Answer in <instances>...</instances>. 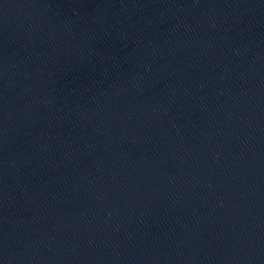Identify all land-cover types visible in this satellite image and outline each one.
<instances>
[{"label":"water","instance_id":"1","mask_svg":"<svg viewBox=\"0 0 264 264\" xmlns=\"http://www.w3.org/2000/svg\"><path fill=\"white\" fill-rule=\"evenodd\" d=\"M0 264H264V0H0Z\"/></svg>","mask_w":264,"mask_h":264}]
</instances>
